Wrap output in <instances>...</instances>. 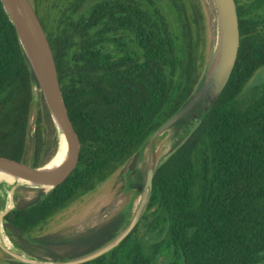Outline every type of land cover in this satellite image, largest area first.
Masks as SVG:
<instances>
[{
  "label": "trees",
  "instance_id": "obj_1",
  "mask_svg": "<svg viewBox=\"0 0 264 264\" xmlns=\"http://www.w3.org/2000/svg\"><path fill=\"white\" fill-rule=\"evenodd\" d=\"M236 3L241 44L226 88L159 164L133 232L85 264H264V79L252 83L264 70V0ZM32 4L81 148L66 180L46 196L38 190L4 226L30 256L62 261L112 240L126 214L71 236L35 234L125 165L135 168L145 143L200 84L206 26L198 0ZM50 146L57 149L55 125L43 98L34 102V77L0 0V157L37 168L50 161ZM11 181L0 174V186Z\"/></svg>",
  "mask_w": 264,
  "mask_h": 264
},
{
  "label": "water",
  "instance_id": "obj_2",
  "mask_svg": "<svg viewBox=\"0 0 264 264\" xmlns=\"http://www.w3.org/2000/svg\"><path fill=\"white\" fill-rule=\"evenodd\" d=\"M214 2L220 20L218 56L215 54L212 58V61L214 59L213 64L211 61L209 69H204V73L207 71L205 73L206 76L203 73L200 84L192 97L175 115L157 129L142 147L139 156L145 147L158 134L165 132L180 117L186 116L191 108L194 107V110H198L199 108L197 107L201 106L203 101L208 102V100H211L212 98L210 106L205 109L203 116L199 119L197 124L194 127L191 125L188 129L185 128V131L188 132L190 130L191 133L218 100L232 76L241 44L237 3L236 0H214ZM1 3L16 29L20 44L31 68L34 77V102L37 104L40 99L43 98L55 125L57 134V151L54 156L56 157L59 153L62 144V137L65 138L67 150L64 166L58 171L46 170L48 165L51 164L53 158L45 165L34 168L29 164L1 157L0 171L28 181L29 185L25 187L41 190L44 193V196H46L54 188L63 183L72 173L78 160L81 145L65 104L51 45L35 12L32 2L30 0H1ZM204 95H206V99H203ZM198 99L202 101L198 106L196 105L197 107H195V102ZM161 162L162 161H160V163ZM159 164L154 168H150L146 174L143 191L147 192V201L143 213L134 216L127 225L123 224V229L121 228L122 230L120 229L112 240L98 249L83 256L62 261L40 260L32 257L20 249L7 235L8 233L4 226V223L7 222L6 216L17 209L21 201L20 198H17L16 200L14 198L18 186L10 188L6 200L0 196L3 202V206H0V225H2L7 239L12 244V248L8 249L0 240V249L15 261L24 264H85L106 255L118 247L133 232L146 211L153 192L155 172ZM136 171L137 170L134 169L132 173H135ZM8 201L11 202V207L9 209L7 208ZM127 217L128 216H126V220Z\"/></svg>",
  "mask_w": 264,
  "mask_h": 264
},
{
  "label": "rangeland",
  "instance_id": "obj_3",
  "mask_svg": "<svg viewBox=\"0 0 264 264\" xmlns=\"http://www.w3.org/2000/svg\"><path fill=\"white\" fill-rule=\"evenodd\" d=\"M32 2V0H30ZM201 4V9L205 19L206 26V55L207 62L205 70H208L211 66L213 56L217 53V49L220 42V20L218 16L217 7L214 0H198ZM246 1V0H241ZM214 59L212 61V64ZM207 72V71H206ZM205 72V73H206ZM204 75L206 76V74ZM264 79V72L261 71L253 80V84L260 83ZM212 100V98H211ZM211 100L201 104L198 110H194V107L186 114L188 116V125L186 129L194 127L199 119L203 116L205 109L210 106ZM35 113L36 109L31 118V135L28 143V156L31 158L34 143L32 140L33 133L35 130ZM184 117V116H183ZM180 117L173 123L165 132L158 134L142 151L138 156L137 164L135 168H131L130 164L125 165L121 170L110 177L106 182L102 183L97 189L85 197L79 199L72 204L68 209L61 212L54 219L43 228L42 231L37 232L36 236H47V235H61L71 236L79 234L83 231H87L95 226L103 224L104 222L112 219L115 216H121L123 213L126 214L127 220L124 225L136 215H141L145 210L147 201V192L143 191L146 174L150 168L156 167L160 161H163L169 153H171L175 147L181 143L189 134L185 129L171 142L170 147L164 148L165 137L169 134L175 136L176 124L179 122ZM187 132V133H186ZM185 135V136H184ZM172 139V140H173ZM53 141V137H52ZM169 146V145H168ZM57 149L48 148V154L51 155L50 160L56 154ZM142 156L147 158L145 164L142 165ZM144 168V169H143ZM136 169L135 173H132ZM141 179L140 182L138 180ZM140 189V190H138ZM142 191V192H141ZM25 193V194H24ZM38 189H30L25 186H18L15 192V200L20 198V203L26 205L38 196ZM143 196V200L140 203H135L136 197ZM0 202L2 199L0 198ZM3 206V202H2ZM129 212V215H128ZM5 224V223H4ZM123 229V228H122ZM121 229V230H122ZM11 238V234H7ZM15 261L8 255H6L0 249V264H11Z\"/></svg>",
  "mask_w": 264,
  "mask_h": 264
},
{
  "label": "bare ground",
  "instance_id": "obj_4",
  "mask_svg": "<svg viewBox=\"0 0 264 264\" xmlns=\"http://www.w3.org/2000/svg\"><path fill=\"white\" fill-rule=\"evenodd\" d=\"M218 52H219V49H217V53L216 55L218 56ZM216 60V59H215ZM206 95L203 96V99L205 98ZM202 99V98H201ZM206 99V98H205ZM202 100L198 99L196 100V104H195V107H197L199 105V103L201 102ZM203 103H205L203 101ZM197 105V106H196ZM200 106H198L197 108H199ZM34 113V112H32ZM34 116V115H33ZM188 116H184L182 117L179 122L176 124V133H175V136H174V133L173 134H169L168 136L165 137V141H164V148H167V147H170V144L171 142L174 141V139L176 137H178V135H180V133H182V131L186 128V126L188 125ZM35 121V120H34ZM53 121V120H52ZM35 131V130H34ZM30 134V133H29ZM174 137V139H173ZM173 139V140H172ZM169 145V146H168ZM66 150H67V146H66V141H65V138L62 137V144H61V147H60V150H59V153L57 154V156L54 158L53 157V160L51 162L50 165H48V167L46 168V170H52V171H58L60 170L63 166H64V163L66 161ZM141 163L142 165L145 164V162L147 161V158L145 156H142V159H141ZM137 164V163H136ZM144 169V168H143ZM0 174L12 179V181L10 183H7L5 185H1L0 186V196L3 198V199H7V193H8V190L12 187H15V186H27L29 185V182L20 178V177H17L15 175H12V174H8V173H4V172H1L0 171ZM141 179L138 180V182H140ZM25 194V193H24ZM38 196V195H37ZM143 200V196L141 197H136L135 199V203H141ZM11 207V202L8 201L7 203V208L9 209ZM0 240L1 242L4 244V246H6L8 249L12 248V244L9 242V240L7 239L4 231H3V227L2 225H0ZM58 241V240H57ZM55 259V258H54Z\"/></svg>",
  "mask_w": 264,
  "mask_h": 264
},
{
  "label": "flooded vegetation",
  "instance_id": "obj_5",
  "mask_svg": "<svg viewBox=\"0 0 264 264\" xmlns=\"http://www.w3.org/2000/svg\"><path fill=\"white\" fill-rule=\"evenodd\" d=\"M16 197V196H15ZM14 197V198H15ZM22 204L20 203L19 206H21ZM18 206V207H19ZM96 227V226H95ZM13 233V232H12ZM11 239L14 243H16V245L19 247L20 246V243L23 242L21 241L19 238H17L16 236H11ZM29 241V240H28ZM21 249V248H20ZM24 251V250H23ZM6 254V253H5ZM7 255V254H6ZM10 257V256H9Z\"/></svg>",
  "mask_w": 264,
  "mask_h": 264
}]
</instances>
